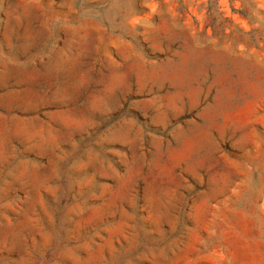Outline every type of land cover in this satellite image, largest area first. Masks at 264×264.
Masks as SVG:
<instances>
[{"label": "rangeland", "instance_id": "1", "mask_svg": "<svg viewBox=\"0 0 264 264\" xmlns=\"http://www.w3.org/2000/svg\"><path fill=\"white\" fill-rule=\"evenodd\" d=\"M0 264H264V0H0Z\"/></svg>", "mask_w": 264, "mask_h": 264}]
</instances>
